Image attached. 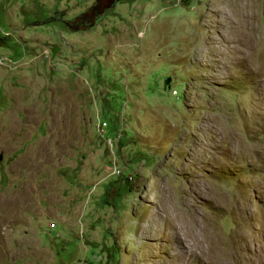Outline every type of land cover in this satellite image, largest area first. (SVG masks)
<instances>
[{
  "label": "rangeland",
  "instance_id": "rangeland-1",
  "mask_svg": "<svg viewBox=\"0 0 264 264\" xmlns=\"http://www.w3.org/2000/svg\"><path fill=\"white\" fill-rule=\"evenodd\" d=\"M105 3L0 0V264H264V0Z\"/></svg>",
  "mask_w": 264,
  "mask_h": 264
},
{
  "label": "flooded vegetation",
  "instance_id": "flooded-vegetation-1",
  "mask_svg": "<svg viewBox=\"0 0 264 264\" xmlns=\"http://www.w3.org/2000/svg\"><path fill=\"white\" fill-rule=\"evenodd\" d=\"M94 1H95L94 6H96V1H98V0H94ZM119 1H120V0H106V3L104 4L103 11L111 9V8L114 7L115 4L118 3ZM95 11H96V9H95ZM96 13H98V12H93V17L96 18V19L98 18V19L95 20V21H93V24H96V22L99 20V17H101V13H102V12H100V14H99V13L96 14ZM61 22H63V24L66 25V26H67V24L69 23L68 21H64V20H63V21L61 20ZM71 23L74 24L75 27H78L79 24H81V25H86V24H85V20H83V19H81V20H77V22H74V23H73V21H71L70 24H71ZM70 24H69V25H70ZM81 25H80V26H81Z\"/></svg>",
  "mask_w": 264,
  "mask_h": 264
},
{
  "label": "built area",
  "instance_id": "built-area-1",
  "mask_svg": "<svg viewBox=\"0 0 264 264\" xmlns=\"http://www.w3.org/2000/svg\"><path fill=\"white\" fill-rule=\"evenodd\" d=\"M48 227L51 228L50 223L48 224Z\"/></svg>",
  "mask_w": 264,
  "mask_h": 264
}]
</instances>
